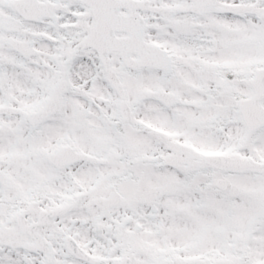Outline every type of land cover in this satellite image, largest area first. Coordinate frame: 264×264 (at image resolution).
Here are the masks:
<instances>
[{
	"label": "snow or ice",
	"instance_id": "6c2138e0",
	"mask_svg": "<svg viewBox=\"0 0 264 264\" xmlns=\"http://www.w3.org/2000/svg\"><path fill=\"white\" fill-rule=\"evenodd\" d=\"M0 264H264V0H0Z\"/></svg>",
	"mask_w": 264,
	"mask_h": 264
}]
</instances>
